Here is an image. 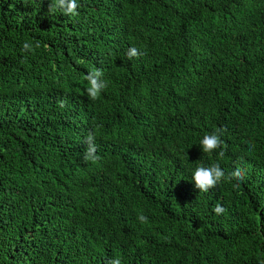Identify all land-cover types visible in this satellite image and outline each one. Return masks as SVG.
I'll use <instances>...</instances> for the list:
<instances>
[{
  "label": "trees",
  "instance_id": "obj_1",
  "mask_svg": "<svg viewBox=\"0 0 264 264\" xmlns=\"http://www.w3.org/2000/svg\"><path fill=\"white\" fill-rule=\"evenodd\" d=\"M52 3L0 0V264L264 261V0Z\"/></svg>",
  "mask_w": 264,
  "mask_h": 264
},
{
  "label": "clouds",
  "instance_id": "obj_2",
  "mask_svg": "<svg viewBox=\"0 0 264 264\" xmlns=\"http://www.w3.org/2000/svg\"><path fill=\"white\" fill-rule=\"evenodd\" d=\"M79 5L77 4V0H54V3L51 4L49 10H55L60 9L64 12L65 15H78V9ZM23 50L24 51H31L32 50V44L29 42H25L23 44ZM35 47H40V43L37 41L35 44ZM145 53L141 52L136 47H131L128 50V57L129 59L133 57H140L141 55H144ZM103 75V72L99 69L88 73L85 76V79L88 81L89 87L87 88V94L92 100H96L99 98L100 93L103 89L107 86L106 82L101 79ZM59 106L61 108L64 107V102L60 101ZM223 133V129H216L214 132L210 134L204 135L203 139L200 141L201 149L204 153H212L216 151L217 149L222 148L224 145V142L221 139V135ZM86 144L88 145L85 153H84V159L85 161H91L92 163H96L98 160H100V157L96 154L97 148L95 145V136L94 134L90 133L86 137ZM249 147L251 148V144H249ZM225 152L221 150L219 152V156L222 158L224 157ZM225 173L221 169L220 165L218 163H213L210 166H198L193 175L192 179L195 183V187L200 192H208L210 189L216 187V185L224 178ZM233 178H239L240 180H243L244 176L242 171L237 168L235 172L231 174ZM236 187H239V184L235 185ZM214 211L217 214L224 213L226 209L217 204ZM137 219L139 222L147 223V217L140 214L138 215ZM109 264H121V259L119 257H114L109 261ZM260 264H264V261H261Z\"/></svg>",
  "mask_w": 264,
  "mask_h": 264
}]
</instances>
